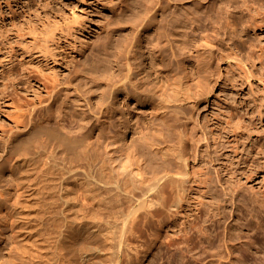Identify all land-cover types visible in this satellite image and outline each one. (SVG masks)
<instances>
[{"label": "rangeland", "instance_id": "1", "mask_svg": "<svg viewBox=\"0 0 264 264\" xmlns=\"http://www.w3.org/2000/svg\"><path fill=\"white\" fill-rule=\"evenodd\" d=\"M239 4L0 0V264L19 261L13 211L30 182H21L18 160L43 143L68 154L46 133L19 145L20 105L36 100L82 137L77 151L102 154L112 141V155L138 158L150 174L186 168L179 206L141 232L128 264H196L195 255L197 264H264V84L258 74L248 84L241 71L242 56L264 46V29L245 30ZM184 86L192 100L179 98ZM164 142L180 145L188 166L167 163L152 146ZM210 233L227 243L215 239L212 255Z\"/></svg>", "mask_w": 264, "mask_h": 264}, {"label": "bare ground", "instance_id": "2", "mask_svg": "<svg viewBox=\"0 0 264 264\" xmlns=\"http://www.w3.org/2000/svg\"><path fill=\"white\" fill-rule=\"evenodd\" d=\"M241 8L245 30L264 29V0H242ZM206 43L215 48L213 42L206 40ZM253 46L254 53L250 49L242 56L241 71L246 82L258 74L263 85L264 46L262 43ZM47 93L51 99L54 91ZM178 96L192 100L185 86L179 88ZM49 107L42 100L20 105L15 124L22 148L30 137L46 133L57 138L68 154L59 158L55 147L48 151L43 143L35 151H25L18 160L21 182H30V188L13 211L23 233L17 248L19 261L14 264H128L141 246L136 241L141 232L149 230L153 221L160 223L164 214L179 206L188 182L186 168L175 174L161 171L150 174L138 158L112 155L109 151L112 141L105 144L102 154L77 151L82 137L41 114ZM152 146L167 163L188 166L180 145L164 142ZM212 219L214 223L210 222V226L218 231L219 221ZM220 233H215L214 238L210 233L212 238L204 245L206 252L214 247L215 239L227 244ZM192 234L197 248L202 234L198 220ZM194 259L196 264L201 260L197 255Z\"/></svg>", "mask_w": 264, "mask_h": 264}]
</instances>
